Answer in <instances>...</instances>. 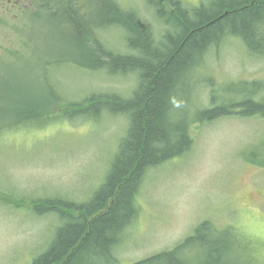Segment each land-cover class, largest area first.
<instances>
[{
    "label": "rangeland",
    "instance_id": "rangeland-1",
    "mask_svg": "<svg viewBox=\"0 0 264 264\" xmlns=\"http://www.w3.org/2000/svg\"><path fill=\"white\" fill-rule=\"evenodd\" d=\"M76 1L77 10L78 2L83 5L78 10L82 16L78 23H87L90 35L105 47L134 53L125 45L122 28L93 27L91 22L101 20L97 9L103 1ZM115 1L136 11L150 29L154 48L163 40V31L174 29L156 15V4L170 9L163 0ZM180 1L182 7L191 8L207 0ZM44 4L49 7H42V0H0V82L8 77L4 75L8 64L29 61L30 77L23 79L41 91L45 74L41 76L42 66L35 57L43 52L52 58L72 54V25L52 12L56 9L51 0ZM196 62L183 75L179 93L171 95L168 103L173 107L169 116L173 120L167 118V122L189 126L190 146L146 170L134 197L136 215L124 228L114 252L119 264H132L173 247L204 221L215 229L203 232L204 243L183 250L191 264H230V251L229 263L219 260L218 250L227 246L236 255V264H264V165L250 163L247 151L256 145L253 149L264 161V115L231 114L200 124L190 116L210 106L211 90L221 101L227 86L234 82L263 83L264 53H252L239 37L224 34L218 45L202 53L195 66ZM71 63L62 61L46 70L63 101L113 93L126 100L137 89L138 79L128 69L109 74ZM5 91L13 93L0 89V93ZM263 96L264 90L254 99L261 101ZM57 107L61 106L52 110ZM51 117L0 130V188L26 199L58 194L81 202L103 181L128 120L123 114L110 112H103L97 120ZM57 225L53 213L32 215L0 205V264L29 263L47 246ZM223 229L229 234L222 233Z\"/></svg>",
    "mask_w": 264,
    "mask_h": 264
},
{
    "label": "trees",
    "instance_id": "trees-1",
    "mask_svg": "<svg viewBox=\"0 0 264 264\" xmlns=\"http://www.w3.org/2000/svg\"><path fill=\"white\" fill-rule=\"evenodd\" d=\"M42 1V7H49L44 2L50 0ZM51 1L56 9L52 12H57L61 21L67 20L72 25L69 32L75 37L74 49L72 54L61 58H52L43 51L35 57L42 66L41 76L45 74V79L40 81L41 91H35L34 86L23 79L30 77L31 62L7 65L4 75L8 77L0 82V89H10L13 93H0V130L50 115V120H72L77 116L97 120L103 112L125 115L128 125L103 181L86 200L74 201L58 194L26 199L11 189L0 188V205L26 210L32 215L53 213L59 221L47 246L27 264H119L114 252L124 228L136 215L134 197L146 170L182 154L191 143L189 126L167 122V118L173 120L169 117L173 111L168 104L171 95L174 97L179 93L178 87L186 71L194 62L198 65L202 53L210 46L218 45L224 34L239 37L252 53H264V0H207L191 8L182 7L180 0H163L170 9L156 4V15L174 29L163 31V40L156 48L152 46L154 41L149 27L140 21L136 11L122 8L115 0H100L104 2L97 9L101 20L91 22L93 27L104 29L116 25L122 28L126 33L125 45L134 53L105 47L90 35L88 24L78 23L82 18L79 12L83 9L82 3L78 2V11L76 0ZM62 61H71V64L88 70L102 69L109 74L128 69L138 79L137 89L126 100L113 93L91 94L80 101H63L46 74L49 67ZM226 90L227 95L221 101L211 90L210 106L197 110L194 116L190 113L194 122L200 124L231 114L264 115V96L261 101L254 99L256 93L264 90V82L238 81ZM58 105L61 107H57V111L52 110ZM255 146L247 150L248 161L263 166L259 151L253 149ZM208 229L215 227L204 221L196 225L192 235L173 247L132 264H191L187 256H183V250L204 243L203 232ZM226 231L223 229L222 233L229 234ZM216 248L214 246L220 261L229 263L227 253L230 251V264H236V255L228 246ZM241 264L248 263L241 261Z\"/></svg>",
    "mask_w": 264,
    "mask_h": 264
}]
</instances>
